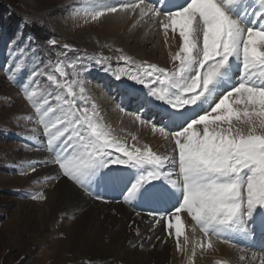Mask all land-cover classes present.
<instances>
[{"label":"snow or ice","instance_id":"6c2138e0","mask_svg":"<svg viewBox=\"0 0 264 264\" xmlns=\"http://www.w3.org/2000/svg\"><path fill=\"white\" fill-rule=\"evenodd\" d=\"M86 14L92 20L135 17L138 24L162 29L166 40L170 32L173 37L178 33L172 68L119 55L118 61L132 69L113 72L110 57L95 61L121 87L128 80L143 86L139 90L125 87V95L136 94L134 119L150 123L152 131L172 147L158 154L148 145L142 149L113 136L96 104L89 107L80 83V72L88 71L87 65L77 56L67 62L73 72L65 71L66 62L59 58L76 50L64 44L65 51L57 53L54 65L60 78L47 73L48 85L36 79L29 82L35 85L31 90L24 87L23 98L34 108V122L42 125L44 137L27 139L33 141L35 150L49 154L33 160L30 170L52 167L54 174L46 180L66 178L104 203L107 199L92 191L100 174L114 180L112 174L130 172L134 179L122 192L124 203L137 200L151 184L149 230L159 225L164 235H156L155 240L164 244L174 240L177 252L186 251L188 244L187 236L183 243L180 239L181 212L209 239L208 248L212 238L226 243L241 238L264 249V0H95ZM46 43L55 46L58 41L53 38ZM14 68L21 70L19 62ZM154 108L163 114L153 112ZM131 139L137 141L136 136ZM44 198L43 194L31 196ZM136 235L140 236L138 228ZM200 247L205 245L200 243ZM191 255L196 256L195 247ZM251 259L253 264L257 259L264 264V255L252 252Z\"/></svg>","mask_w":264,"mask_h":264},{"label":"rangeland","instance_id":"374dc122","mask_svg":"<svg viewBox=\"0 0 264 264\" xmlns=\"http://www.w3.org/2000/svg\"><path fill=\"white\" fill-rule=\"evenodd\" d=\"M94 3V0H0L1 7H9L8 18L12 17L17 23L21 20V25L17 26L15 31L11 27L12 22H9L7 18L2 20L3 23L0 20V47L3 41L5 42L0 56L6 60L3 61L0 58V264H84L86 260H94L93 262H96L94 264H114V262L118 264L121 261L123 264L130 263L125 262L126 259H123L125 257L119 254L110 257L113 261L104 262L102 258L107 255L111 256L110 252L102 247L97 248L92 241H90L89 249H85L94 255L88 253L87 258L77 256L74 258L72 252L68 251V254L62 247L60 249L63 251L55 252L53 241L63 240L65 235L63 233L54 235L53 231L62 227H59V224L66 227L69 216L64 215L57 218V225L45 224L42 230L39 215L47 204L46 198L45 200H33L31 196L41 194L44 196L47 188L39 189V184L33 183L35 182L32 179L34 172H25L17 165L23 163L19 158L30 150L20 145L19 140L31 135L38 138L43 137L42 125L34 122L36 118L34 108L23 98L24 87L27 85L31 90L35 85L29 82L36 79L42 85H48L47 73L60 78L59 73L54 70V65L57 62V53L65 51L64 44L76 50L59 58L66 62L65 71L69 74L73 72V68L68 67L67 62L74 61L77 56L87 65L88 71L80 72V83L84 88L86 86L85 93H88L89 107L92 103L96 104L112 135L128 145L135 143L142 149L144 145H148L153 151L158 150V147L152 144V139L142 134L143 124L134 119L133 110L131 112L127 109L125 100L128 99L125 91L123 94H117L116 90L121 87L120 81H115L114 76L103 71V66L96 65L95 61L100 57H110L109 66L113 72H118L120 68L132 69V66L118 61L119 55H128L138 63H154L158 67L172 68L171 55L178 50L167 47L169 36L166 40L159 30L137 31L140 28L144 29L142 24L137 22L121 33L113 34L111 31H105V23L101 22L103 17L92 20L86 14ZM25 26L29 27L27 31L31 30L37 38L32 34H23ZM151 32H154V36L149 35ZM53 38L58 41L57 45L52 46L46 43L47 40ZM166 47L169 48L168 51L170 50L169 54L163 52L167 49ZM133 50L135 54H132ZM140 55L143 58H139ZM16 62L21 65L19 71L14 68ZM26 67L28 69L25 70ZM79 67L80 63L76 62L77 70ZM99 72L110 77L111 81L106 86L99 83V77L97 78ZM41 73L45 75H40ZM9 75H12L14 79L11 81L6 79ZM20 76L23 77L20 78ZM122 79L126 80V77ZM126 82V85L122 87L124 89L125 87L143 88L142 85H135L133 81ZM37 91L40 90L37 89ZM78 91L79 88H77ZM146 92L147 89H145ZM135 103H137L136 98L128 101L129 107ZM119 104L122 107H119ZM147 115H152V113L149 112ZM28 116H32L33 120H27ZM152 119L155 120V117L153 116ZM144 126H148L147 129L152 131L150 123ZM32 129L35 131L33 132ZM132 136H136L137 141H132ZM152 138L154 140L163 139L159 145L165 144L164 146H167L170 151L172 145L163 137L161 138L159 132L152 131ZM21 176L23 178L20 181ZM46 251L52 253L47 256ZM180 254L182 253L177 252L176 248L171 247L170 257L166 264H180L182 261L178 260ZM186 256H183L182 263L189 264ZM246 256V259H250L249 255L246 254ZM250 260L253 264L252 259ZM254 264H259V260L257 259Z\"/></svg>","mask_w":264,"mask_h":264},{"label":"bare ground","instance_id":"6f19581e","mask_svg":"<svg viewBox=\"0 0 264 264\" xmlns=\"http://www.w3.org/2000/svg\"><path fill=\"white\" fill-rule=\"evenodd\" d=\"M102 21L105 23L106 27L104 30L111 31L114 34L130 29L131 26L134 25V22H136V18L133 17L131 19H119L103 17L101 19V22ZM139 24H142L144 29L140 28L137 31L141 30V32H143L145 30L149 31L152 29L148 23ZM159 31L163 33L162 29ZM151 34L154 36V32H151L149 35ZM178 41V33L175 37H173L170 32L167 41V47L169 46L171 49L178 50ZM170 42L173 44L172 46ZM169 48L163 50V52L169 54ZM133 53L135 54L134 50L132 51V54ZM140 56L139 58H143L142 55ZM116 118L118 119V116H116ZM142 126V134L145 137L152 139V144L155 147H158V154H163L165 151H168V147L164 146L165 144H162V146L159 145L163 142V139L160 140L157 138V140H154L152 138V131L147 129L149 127L144 126V124ZM42 158H45V154L43 152H39L36 154L22 156L19 158V160L33 161ZM23 171L22 173H24ZM53 174L54 170L52 167H44L40 170H37L35 174L32 175V179L40 180L41 178H45L46 176ZM19 178L21 181L23 176ZM43 187L47 188L44 195L46 198L45 202L47 204L39 215L41 229L43 230L45 224L48 223L57 225L56 220L59 217L64 215L69 216V222L67 223L66 227L59 224V227H62L53 231L54 235H59L62 233L65 235L63 240L58 239L53 241V249L57 253L64 250L67 253L68 251L72 252L74 258H76V256L80 258H87L89 254H92L91 252L87 251L91 246L90 241H92V243L96 245L97 248L102 247L110 252L111 256L107 255L102 258V260H104L106 263L113 261L112 258H110L112 255L114 256L119 254L124 256L125 258L123 259H126L125 262L127 261V263L130 262L129 264H166L170 257L171 247L176 248L174 240L167 244L160 243L159 241L155 240L156 235L159 234L163 236L164 232L161 230L159 225H155L152 227V230H149V226L152 224V217L130 211L118 203H104L98 200H92L88 198L85 193L75 188L66 179H63L60 182H48ZM183 219L184 223H186V232H184L181 226V221H183ZM172 223L175 224L176 220L173 219ZM130 224L132 225L131 227H129ZM165 224L167 223L165 222ZM179 226L182 229V235L180 238L181 242L183 243L184 236H187L188 244L187 250L181 252L182 254H180V257L178 256V260L183 261V256L187 255V259L192 264H252L250 260L251 257L250 259H246L247 253H244V251L242 252L241 249L232 247L225 242H221L220 239L217 240V238H212L210 241L212 247L208 248L207 244L209 243V239L200 234L201 232L189 221L185 213L179 214ZM137 228L140 232L139 237L136 235ZM150 236L153 237L152 240L148 239ZM243 242H246L248 245L250 244L249 241L243 240ZM141 243L144 244L143 248L140 247ZM200 243H203L205 247L201 248ZM133 245H135V247ZM60 247H62L63 250H61ZM193 247H195L196 250L195 257L191 255V250ZM45 253L48 256L52 252L46 251ZM241 255L245 256L244 260L240 259ZM257 256L259 257L260 255L257 254ZM182 261H180V264H184ZM115 263L116 262H114V264ZM118 264H123V262H118Z\"/></svg>","mask_w":264,"mask_h":264},{"label":"trees","instance_id":"16d2710c","mask_svg":"<svg viewBox=\"0 0 264 264\" xmlns=\"http://www.w3.org/2000/svg\"><path fill=\"white\" fill-rule=\"evenodd\" d=\"M8 8H9L8 6H5V8H4V7H1V5H0V20L1 21L4 20V19L6 20V18H7L9 20V22H12L11 26L13 28H15V27H17V26H19L21 24V20H19L18 23H17L12 17L11 18L10 17L8 18V13H7L8 12ZM26 29L29 31V27H26ZM30 32H32V31L30 30ZM34 35L37 38L36 34H34Z\"/></svg>","mask_w":264,"mask_h":264}]
</instances>
